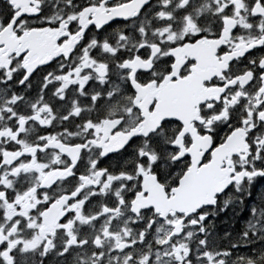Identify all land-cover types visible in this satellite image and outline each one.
Wrapping results in <instances>:
<instances>
[{"label":"snow or ice","instance_id":"6c2138e0","mask_svg":"<svg viewBox=\"0 0 264 264\" xmlns=\"http://www.w3.org/2000/svg\"><path fill=\"white\" fill-rule=\"evenodd\" d=\"M258 184L264 0H0V264H264Z\"/></svg>","mask_w":264,"mask_h":264},{"label":"flooded vegetation","instance_id":"af4514ba","mask_svg":"<svg viewBox=\"0 0 264 264\" xmlns=\"http://www.w3.org/2000/svg\"><path fill=\"white\" fill-rule=\"evenodd\" d=\"M262 190H264V184H258L257 186H256V188L254 189V191H253V199L252 200H250V201H248V203L249 204H251L254 200H255V197L262 191ZM246 215V214H245ZM237 229H240L241 227H242V225L241 224H237Z\"/></svg>","mask_w":264,"mask_h":264}]
</instances>
